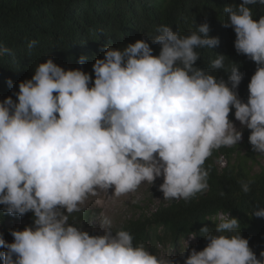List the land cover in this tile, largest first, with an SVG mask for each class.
<instances>
[{
  "label": "clouds",
  "instance_id": "clouds-1",
  "mask_svg": "<svg viewBox=\"0 0 264 264\" xmlns=\"http://www.w3.org/2000/svg\"><path fill=\"white\" fill-rule=\"evenodd\" d=\"M257 3L264 0L224 8L237 53L257 65L246 102L236 63L227 81L196 66L197 49L220 43L208 23L186 36L160 26L151 39L158 55L146 39L107 45L93 64L94 81L82 68L65 70L49 57L19 83L16 99L0 101V205L12 216L33 214L32 225L10 230L14 242L0 235L4 264H178L134 244L128 230L114 231L108 216L97 235L69 218L98 190L119 198L158 178L163 199L192 200L209 189L206 160L237 145L242 129L250 130L252 151L264 155V16L254 19L249 7ZM224 59L217 54L211 68L224 69ZM233 109L241 129L230 119ZM240 183L248 193L252 181ZM253 214L264 217V207ZM215 224L214 231L200 230L203 250H181L183 264H264V251L257 256L238 219L228 214Z\"/></svg>",
  "mask_w": 264,
  "mask_h": 264
},
{
  "label": "trees",
  "instance_id": "trees-1",
  "mask_svg": "<svg viewBox=\"0 0 264 264\" xmlns=\"http://www.w3.org/2000/svg\"><path fill=\"white\" fill-rule=\"evenodd\" d=\"M240 3L242 0H0V101L9 96L16 99L14 93L19 90V83L31 79L36 67L49 57L65 70L82 68L94 81L93 64L97 58H104L107 45L123 48L146 39L153 54L158 55L160 46L151 44V39L159 34L160 26L167 25L186 36L197 25L208 23L209 35L219 37L220 43L213 49H197L201 58L196 66L227 81L236 63L244 75L238 93L246 102L248 84L257 65L237 53L236 34L233 28L224 26L228 21L224 8ZM249 7L254 19L264 16V5L257 3ZM33 40L37 43L29 48ZM5 48L9 50L6 53L2 52ZM217 54L225 56L224 69L211 68ZM9 79L13 82L11 87ZM234 111L230 113L233 121ZM249 153L253 154L252 146ZM206 169L209 170L207 192L187 202L174 200L145 222L124 229L134 236V244L143 242L159 255L158 245L170 243L176 260L190 236H195L196 246L203 250L207 241L200 230L207 226L214 231L220 216L229 214L239 220L241 235L249 240L252 249H259L258 256L264 251V217L253 214L257 207H264V170L253 174L235 165ZM249 180L250 191L244 193L240 182ZM7 216L0 205V221ZM2 236L7 242H14L10 232L5 231ZM4 251L0 247V253ZM0 264H4L2 256Z\"/></svg>",
  "mask_w": 264,
  "mask_h": 264
},
{
  "label": "rangeland",
  "instance_id": "rangeland-1",
  "mask_svg": "<svg viewBox=\"0 0 264 264\" xmlns=\"http://www.w3.org/2000/svg\"><path fill=\"white\" fill-rule=\"evenodd\" d=\"M238 129H241L239 121H233ZM243 138L235 146L221 147L214 150L212 155L206 160L205 168L223 169L231 165H235L237 169H244L251 173H259L264 170V155L249 153L250 143L248 133L250 130L242 129ZM163 183L162 178H158L154 185L147 182L142 183L136 192L130 193L119 198H114L111 190H98L96 195H90L82 206L80 212H74L70 215L69 223L74 226L87 230L90 235L103 234L100 221L103 216H108L113 221V230L126 229L133 223L145 222L151 218L159 208L171 205L174 200L163 199V193L159 191V185ZM133 201H137L133 203ZM222 216V215H221ZM220 216V217H221ZM33 224V214L30 212L23 217L9 215L0 221V235L10 232V230H23L26 226ZM188 247V252L192 248H196V239L190 238L183 243L182 249ZM159 256H170L171 259L175 256V250L172 249L170 243H160L157 247ZM179 254L176 261L178 264H183V259ZM257 254L259 249L253 248ZM259 257V256H258Z\"/></svg>",
  "mask_w": 264,
  "mask_h": 264
}]
</instances>
